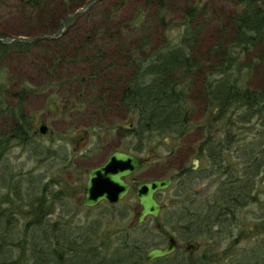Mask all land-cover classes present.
Returning <instances> with one entry per match:
<instances>
[{
	"label": "rangeland",
	"instance_id": "obj_1",
	"mask_svg": "<svg viewBox=\"0 0 264 264\" xmlns=\"http://www.w3.org/2000/svg\"><path fill=\"white\" fill-rule=\"evenodd\" d=\"M258 2L264 4V0ZM233 4L232 0H0V43L5 42L6 45V50L0 52V103L11 100L10 106L16 102L17 108L22 107L24 111L25 108L34 109L44 93L53 90L52 94L56 95L57 89L63 91L64 88H60L62 71L59 69V73L50 61L56 56L53 53L59 52L79 61L78 64L75 62L76 65L66 62L65 68L81 74L92 68L82 61L83 56L94 55L92 52L102 56L97 70L102 71V77L97 76L95 83L99 90L105 91L106 86L118 82L109 92L114 99L118 98L128 80L141 83L146 93L158 78L168 87H171L168 83L172 81L180 96L179 105L183 110L191 108L192 131L202 130L203 123H208L209 131H213L210 153L216 157L219 151L218 164L211 172L210 181L198 186V199L204 200L202 197L205 193H211L216 187L214 182L225 178L226 172L233 171L240 176L241 160L235 152L249 148L251 142L248 141L261 129V111L257 112L256 105L248 109L240 104L238 111L250 114L232 121V117L217 116L219 104L207 103L204 91L202 96L200 94L206 84L205 75L210 73L209 67L213 68V63L219 59H211V54L207 52L217 42L222 40L228 45L234 38L229 26V17L234 12ZM184 7L186 10L193 8L189 18ZM261 40L264 41V38ZM184 42L188 47L186 49ZM258 46L261 51L240 52L239 62L259 63L264 58V43ZM179 49L184 51V57L201 64L198 71L189 74L176 63L169 66L167 61L176 58ZM259 53L261 58L258 57ZM163 67L170 70L165 73L157 71ZM260 70L264 72L261 65L252 74H248L247 69L243 73L241 71L242 77L249 76L248 85L255 90L261 87ZM123 82H126L124 86ZM5 91L8 98L11 93L13 96L7 99ZM31 91L34 92L32 96ZM145 100H151L149 94L145 95ZM71 101L74 102L73 99ZM13 125L14 120L8 114L0 115V131L5 129L9 132ZM8 132L0 137V259L5 260L7 253H11L13 259L30 255L26 264H39L40 260L33 257L31 249L37 240L35 237H39L41 230L45 229L49 231L50 238L53 232L58 235L65 242L64 248L67 247L68 234L79 241L82 234L97 232L90 239L100 250L96 256L87 250L88 245L80 246L77 249L81 252H77L76 259L69 258L67 249L62 254L63 259L58 260L59 264H146L144 255L150 247L146 243H155L161 237L153 220H146L141 226L131 229L129 224L132 220L120 218L116 208L107 209L103 205L81 208L75 205L74 198L60 204L57 193L64 188H60L58 179L66 176L61 171L58 176L56 164L46 163L43 147L44 144L49 145L48 136L30 138L28 141L35 145L30 152L26 138L23 140L17 136L11 139ZM98 132L100 130L97 128L89 130L90 135ZM94 135L91 141L97 138ZM227 136L231 137L230 142H227ZM154 138V142L159 140L161 147L173 143L170 133H162L161 137ZM259 170L253 196L240 201L233 212L234 217L227 211L223 213L226 230L214 236L216 249L224 252L219 264H249L251 255H244L242 251L264 246L263 164H260ZM64 192L61 197L65 196ZM68 195L70 197L72 192ZM168 195L170 198L171 189ZM171 206L168 211L172 209ZM186 212L192 213L193 210L189 208ZM163 222L167 226L170 224L167 218L158 219L161 225ZM182 228L185 230V227ZM206 236L208 234L198 240L204 243ZM16 241L22 245L14 246ZM101 241L104 245H100ZM51 245H54V241ZM55 246L59 248L62 245ZM47 255L52 258L55 252L51 250ZM175 258L176 255L148 264H172ZM190 263L208 264L204 247L193 255ZM45 264L55 263L47 260ZM255 264H261V261Z\"/></svg>",
	"mask_w": 264,
	"mask_h": 264
},
{
	"label": "flooded vegetation",
	"instance_id": "obj_2",
	"mask_svg": "<svg viewBox=\"0 0 264 264\" xmlns=\"http://www.w3.org/2000/svg\"><path fill=\"white\" fill-rule=\"evenodd\" d=\"M93 54L95 57L98 56ZM53 55L56 56L50 61L58 69V72L59 69L62 71V73L59 72L63 80L60 88L63 87L64 90L57 89L56 95L52 94L53 90L44 93L41 95L40 103H36L34 109L26 110L25 108L24 111L22 107L17 108L16 102L10 106L11 100H4V103H0V115L8 114L14 120V125L9 132L5 129L0 131V137L8 132L11 139L17 136L23 140L26 138L31 152L35 145L28 141L30 138L48 136L49 145L44 144L43 147V151H46V163L56 164L59 171L58 176L60 171L66 176H60L58 179L60 188H64L60 193H57L60 197V204L74 198V203L81 208H94L101 205L107 209L113 207L118 209L120 218L134 220L129 225L136 224L135 221L141 211L135 188L145 182L169 179L167 188L154 193V198L160 205L158 215L156 217L147 216L145 220H154L156 231L161 235L156 241L158 246H164L170 235L177 236L178 234L181 235L175 239L177 244H181L182 238L180 237L185 231L191 230H187V228L191 226L194 219H189V224L183 226L185 230L179 226L181 221L185 217L192 218L198 214L203 215L207 209L208 201L198 199L200 195L198 186L210 181L211 172L215 169L216 163L207 164L206 142L202 139L204 134H200L201 131L198 129L194 130L195 132L192 131L189 117L188 127H182L181 131L172 136V145L161 147L159 140L154 142V137H161L160 132L147 136L146 128L154 118L152 114L160 113L159 103H130V101L126 103L124 94L122 97L118 95V98L114 99L112 93L109 94L111 90L107 94L103 89L99 90L95 82L97 76L102 77V71H97L98 64H101L100 61L103 60L102 56H98L96 59L89 54L83 56L82 61L90 64L92 68L81 74L71 72L70 68H65L66 62L72 65L75 62L78 64L79 61L70 58L67 53L59 52L53 53ZM110 87L111 85L106 86V88ZM127 91L128 88H124V93ZM5 93L7 95L6 91ZM33 94L34 92L31 91L30 96ZM6 97L9 99L8 95ZM71 99L74 100L73 103H71ZM92 128H97L100 132L90 135L89 130ZM42 129H45L44 133ZM112 130L115 132L112 133ZM194 134L197 136L194 137ZM93 135L97 136L95 141H91ZM152 137L153 139L150 140ZM197 139L203 143L196 144ZM114 152L129 154L142 162V165L135 171L122 177L123 181L129 185L128 192L115 203L102 200L93 207L82 206L89 170L103 165ZM214 183L217 185L222 183V180ZM170 189L172 195L169 198ZM63 191H65V196L61 197ZM70 192L72 195L69 197ZM208 195L209 193H205V198H202L207 200ZM49 202L46 201V203ZM199 203H201V211L197 208L192 213L186 212L191 206L197 207ZM170 206L172 209L168 211ZM160 218H167L170 224L167 226L163 222L161 225L158 223ZM217 219L218 223H224L221 216ZM222 231L223 227L220 226L217 229H207L208 239L200 245H195L194 250L188 251V254L192 255L204 245L208 262L219 264L224 252L216 249L214 238H209V235L210 232L220 235ZM184 254L183 251L181 255Z\"/></svg>",
	"mask_w": 264,
	"mask_h": 264
},
{
	"label": "trees",
	"instance_id": "obj_3",
	"mask_svg": "<svg viewBox=\"0 0 264 264\" xmlns=\"http://www.w3.org/2000/svg\"><path fill=\"white\" fill-rule=\"evenodd\" d=\"M234 2V12L229 17V26L232 29L231 34L232 41L228 43V45L224 44L223 41H219L213 46L207 54H211V59L214 57L219 58L218 61L213 63L210 68V73L207 74L205 81L206 85L204 86V94L207 98V103H218L219 104V115L232 117V121H238V119L246 118L248 114L241 111H238L240 108V104L245 105L246 108L251 109V106H257V112H260L259 121L261 123V129L259 130V134L253 135L251 145L249 148H243V150L236 151L235 154L240 163V176L231 171L232 173L228 175L226 173V177L220 183L219 190L217 192V196L221 197H232L236 201H243L245 199L250 198L251 191L255 185V177L259 174L261 170H259L260 164L264 165V72L261 70L258 71L259 79L261 80V87L258 90L255 88L249 87L248 85V77H242L241 71H248V74H252L255 72L260 65L264 68V58L259 60V63L252 62L246 64L245 62H239L240 52L241 54H247L248 51H256L259 49L261 43L264 41L261 40L264 38V4H260L258 0H232ZM195 9V8H194ZM188 18L192 16L190 10H186ZM195 11V10H194ZM187 18V19H188ZM190 23V22H189ZM221 36V35H220ZM188 37V36H187ZM188 41V40H187ZM186 41V42H187ZM184 42V44L186 43ZM188 48L185 44V49ZM5 46L0 44V51H5ZM261 51V50H260ZM183 50H177L176 58L172 57L167 62L169 66L171 64H177L180 68H184L186 72L195 73L200 68L199 64H196L189 57L183 56ZM261 58V53L258 56ZM170 69L158 68V72H167ZM259 70V69H258ZM247 73V72H246ZM210 75H214L209 78ZM159 80V78H158ZM155 80V83L148 89L147 93L145 91V95L149 94L151 97V102L145 100V95L140 98L141 103H159L161 109H164L161 117L156 121L157 126L161 127L162 131H166L169 128L171 129L172 122L170 118V114H178V109H180L179 105V94L176 92V87L173 85L174 83L170 81L168 84L171 87H168L164 84V82L160 79L159 81ZM263 80V81H262ZM241 81L243 83L241 84ZM247 84V85H246ZM203 94V91H201ZM134 92H129L128 96L132 97ZM245 102V103H240ZM138 103V102H135ZM238 111V113H237ZM227 114V115H226ZM181 117V116H180ZM179 117V118H180ZM180 123H183L185 120L183 117L180 118ZM227 142H230L229 136ZM211 144L208 146V151L210 152ZM243 151V152H241ZM218 156V152H217ZM216 156V157H217ZM214 156V158H216ZM235 171V170H234ZM230 172V171H229ZM244 203V202H242ZM184 222V221H183ZM52 238H50L49 231L45 229L41 230L39 237H35L37 240L33 244V248L31 251L33 252V257H36L40 260L39 264H45V261L51 260L55 264H59V259L62 260L64 252L68 249L69 258L74 260L78 257L77 252L80 251L77 248L82 246L86 247L88 245V249L96 256L100 252L98 246L90 241L94 234L86 233L79 236L78 240L75 237H71L68 234L67 237V247L64 248L65 242L60 240V237L52 233ZM67 234V232H66ZM33 236V235H32ZM52 241H54V245H51ZM31 241H29L30 243ZM33 243V242H32ZM22 245L20 241H16L15 245ZM155 243H146L147 245L153 246ZM1 245V244H0ZM55 245L60 246L57 248ZM137 245H140L137 243ZM12 246V245H11ZM95 246V247H94ZM144 248L143 245H140ZM95 248V249H92ZM145 249V248H144ZM22 250V249H21ZM54 251V257H50L47 254H50V251ZM8 251L10 248L8 247ZM30 252V254L32 253ZM35 252V253H34ZM81 252V251H80ZM79 254V253H78ZM77 255V256H76ZM30 255H25L24 257L16 256L14 259L11 258V253H7L5 256V260L0 259V264H26L27 259ZM51 258V259H50ZM81 259V258H80ZM89 262H83V264H88ZM38 264V263H37ZM131 264H133L131 262ZM249 264H252V258Z\"/></svg>",
	"mask_w": 264,
	"mask_h": 264
},
{
	"label": "water",
	"instance_id": "obj_4",
	"mask_svg": "<svg viewBox=\"0 0 264 264\" xmlns=\"http://www.w3.org/2000/svg\"><path fill=\"white\" fill-rule=\"evenodd\" d=\"M45 129H42L44 132ZM141 162L132 156L114 152L108 161L98 167L89 170L88 182L85 187V199L83 205L92 206L101 199L114 202L124 196L129 188L127 183H124L121 176L127 175L137 169ZM169 180H154L151 182L140 184L136 187V195L139 204L142 206L138 220L141 221L147 214L156 216L159 211V204L154 200L153 193L156 190L167 186ZM175 248L174 243L169 241L168 245L163 248H152L145 256L146 260L171 253Z\"/></svg>",
	"mask_w": 264,
	"mask_h": 264
},
{
	"label": "bare ground",
	"instance_id": "obj_5",
	"mask_svg": "<svg viewBox=\"0 0 264 264\" xmlns=\"http://www.w3.org/2000/svg\"><path fill=\"white\" fill-rule=\"evenodd\" d=\"M126 101V103H127V99H125ZM120 103H123L122 101H120ZM194 226H190V227H188L187 228V230L188 229H192ZM224 230H226V228L224 229ZM242 253L244 254V255H251V258H253V257H256L260 252L259 251H254V250H252V249H250V248H245L243 251H242Z\"/></svg>",
	"mask_w": 264,
	"mask_h": 264
}]
</instances>
